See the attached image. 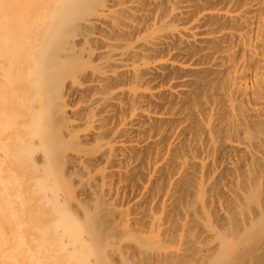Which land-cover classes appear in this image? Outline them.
<instances>
[{"label":"bare ground","instance_id":"6f19581e","mask_svg":"<svg viewBox=\"0 0 264 264\" xmlns=\"http://www.w3.org/2000/svg\"><path fill=\"white\" fill-rule=\"evenodd\" d=\"M0 264H264V0H0Z\"/></svg>","mask_w":264,"mask_h":264}]
</instances>
